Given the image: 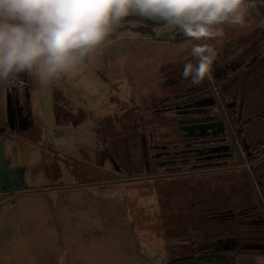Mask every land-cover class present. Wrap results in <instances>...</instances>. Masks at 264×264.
I'll use <instances>...</instances> for the list:
<instances>
[{
    "label": "rangeland",
    "instance_id": "374dc122",
    "mask_svg": "<svg viewBox=\"0 0 264 264\" xmlns=\"http://www.w3.org/2000/svg\"><path fill=\"white\" fill-rule=\"evenodd\" d=\"M248 5L246 2V27L250 29L255 26L256 21L255 18L251 20L249 18L258 15L261 11L264 12V2L257 7H248ZM136 26L138 23L135 20H123L113 28L104 44L71 73L61 75L47 83H41L34 78L32 87L27 91V98L22 93L34 122L30 128L21 130L18 134L32 138L42 143L41 145L45 142L52 154L58 156L62 153L79 161L77 164H72L67 159L62 160L63 175L59 182H62L65 189L69 186L76 187L75 194L80 189L82 193L79 194L87 195L89 199L101 195L112 200V214L108 220H123L118 230L121 234L143 236L145 240L140 241V244L143 243L144 246L142 249L146 253L144 261L146 264H157L159 263L157 260L173 258L170 256L174 255V252L169 253L172 249L176 250L177 255L184 253L187 243L193 242L197 247L211 248L216 244V247L221 248L222 241L220 243L215 241L229 238L233 236L232 234L234 237L241 236L239 232L241 223L245 230L250 229L248 233L244 231L247 235L264 238V232L255 231L258 227L249 225L251 220L248 218L254 217V214L245 216L250 213L247 208L258 204L256 201L258 195L262 197L261 202L264 204V158L253 165L237 164L239 162L236 159H229L227 163L214 168L179 175L164 174L160 167H156L154 169L156 174H161L157 177H154L152 170L147 174L142 172L139 155L134 157L135 164L139 167L132 169L135 172L132 174L125 170L117 171L109 161L104 162L103 170H99L96 166L95 147L102 139L109 142L108 126L112 125L117 129L129 127L128 109L122 107L121 103H129L133 97L143 112L147 105L153 104L155 93L165 94L161 84L166 76L173 75L169 70L174 69L177 63L181 65L184 60H191L190 45L178 30L179 35L173 38L175 29L168 26L161 33H157L154 39L139 40V43L133 38L136 34L131 32ZM243 31L244 29L239 27L225 26L223 41H230L231 37L234 38ZM138 44L139 46H136ZM260 78L261 76L258 75L257 79ZM8 91V86L0 84V121L6 128H8L5 111ZM259 92H255L257 96L252 97V100L263 104ZM61 93L69 96L70 103L84 109L88 114L85 122H81L78 129L61 127L55 122L53 108L55 102L59 101L58 97ZM113 116L117 120L121 117L128 120L109 123L111 120L108 119ZM103 117L108 119L101 120ZM146 117L152 120L149 114ZM140 121L137 124L147 133L149 128L146 129L144 125L152 124L147 120ZM168 121L164 120L163 123L168 124ZM252 128L254 138L264 137V119ZM169 130L162 129L158 137H161V140L169 137L171 134ZM110 131L116 132L112 128ZM251 145L253 146L254 143ZM86 163L103 174L92 176L95 174L93 170L92 174L88 175L79 166ZM239 165H243L244 168ZM72 166H76V172L71 174L72 170L75 171ZM246 169L256 174L253 178L254 184L247 180ZM103 185L106 186L105 190L103 188L100 190L98 187ZM80 200L85 201L83 197ZM194 205L192 210L191 207ZM231 211L234 212L233 218L223 216L220 221L209 220L211 216L215 215L218 218L217 214ZM27 227L28 223L25 220H0V264H32L31 260L36 259L31 247L28 246L29 242L24 239L27 236ZM46 227L49 230L47 242L41 243L44 244L43 249L51 252L50 249L56 246L62 247L63 242L59 236L61 226L57 224V220H50ZM113 227L116 225H110V228ZM53 237L56 239L53 240ZM246 241L240 240L244 244L248 243ZM52 242L55 245H52ZM46 244L49 249L45 248ZM233 258L236 264H264V257L259 258L246 251L237 253Z\"/></svg>",
    "mask_w": 264,
    "mask_h": 264
},
{
    "label": "flooded vegetation",
    "instance_id": "af4514ba",
    "mask_svg": "<svg viewBox=\"0 0 264 264\" xmlns=\"http://www.w3.org/2000/svg\"><path fill=\"white\" fill-rule=\"evenodd\" d=\"M253 16L249 20L255 18V26L240 28L244 31L218 46L211 80L205 79L199 86H194L190 78L182 79L183 64L189 59L170 69L173 75L166 76L161 84L165 94L155 93L153 104L147 105L138 117L139 121L147 120L153 126L144 125L149 128L147 133L137 122L126 121L129 127L120 129L112 126L115 133L108 128L109 142L103 139L98 142L96 163L109 161L117 171L125 170L132 174L135 173L132 169L139 167L134 158L139 155L142 172L153 171L157 177L161 174H156V167H160L164 174L179 175L214 168L229 159L238 162L240 158L258 155L255 152L258 146L264 145V137L254 138L252 126L264 119V103L254 101L252 97L260 91L259 96L264 101V12ZM258 75L261 76L259 80ZM170 89L173 91L169 92ZM18 107L19 122L24 116L30 117L23 99L19 100ZM148 114L152 120L146 117ZM164 120H169V123H163ZM166 128L170 129L171 137L161 140L158 136ZM252 206L247 208L250 213L245 216L254 214L248 219L264 224V212L257 205ZM217 215L218 219L223 216L233 218L234 212ZM244 237H250L246 243L263 241L256 235ZM226 242L233 247L244 246V242L237 239Z\"/></svg>",
    "mask_w": 264,
    "mask_h": 264
},
{
    "label": "crops",
    "instance_id": "0c3cea01",
    "mask_svg": "<svg viewBox=\"0 0 264 264\" xmlns=\"http://www.w3.org/2000/svg\"><path fill=\"white\" fill-rule=\"evenodd\" d=\"M246 2L249 4L248 7H257L264 0H246ZM145 20L154 26L150 28ZM135 21L138 26L134 27L131 32L136 34L133 38L138 42L139 40L154 39L157 33H161L168 27L162 22L148 19ZM137 27L144 28L143 30L146 32H141L140 29L139 32ZM150 30L152 33H149ZM174 31L173 38L179 35L177 30ZM33 82L34 77H27L25 84L17 85L19 89L26 87L27 92ZM12 86H8V90H11ZM22 97L21 93L18 98L24 100ZM66 97L61 93L58 97L59 101L55 102L53 108L55 122L61 127L78 129L81 122H85L88 114L84 109L77 108L70 103L69 96L67 97L69 100ZM134 99L132 97L129 103H121L122 107L128 109L130 120L123 117L117 120L113 116L111 119L107 118L111 120L109 123L126 122L127 120L133 123L139 122L138 117L142 109ZM60 100L61 104H59ZM107 119L103 117L101 120ZM28 120L30 124L26 130L34 122L31 113ZM2 123L0 121V129L3 131V135L0 137V220H25L28 223L27 236L24 239L29 242L28 246L36 256V259L31 260L32 264H146L144 262L146 253L142 249L144 246L143 243L140 244V241L145 240L143 236L127 233H122V235L118 230L121 228L120 223L123 220H108L112 214V200L105 196L101 197V195L98 198L89 199V196L79 194L82 193L80 189L75 194L76 187L69 186L68 189H65L62 182H59L63 175L62 160L67 159L72 164H77L79 163L77 159L64 156L62 153L58 156L52 154L45 142L41 145L42 143L32 138L20 136L18 132L21 130H10ZM111 127L112 125L108 126V128ZM69 137L72 138L71 135ZM79 166L88 175H91L95 169L89 163ZM96 166L99 170H103V164L96 163ZM72 168L75 171L72 170L71 174L76 172V166H72ZM97 174H103V172L95 171L92 176ZM104 187L106 186L98 188L105 190ZM82 197L85 201L80 200ZM194 207L195 205L191 209L193 210ZM50 220H57V224L61 226L59 236L63 242L62 247L56 246L50 249L51 252L44 250V244H41L47 242L49 229L46 225L50 223ZM209 220H218V218L211 216ZM110 225H116V227L112 229ZM55 239L56 237H53V240ZM192 244L195 243H187V249L179 255L176 254L175 249L169 250V253L174 252L170 258L173 257L171 259L176 260L189 256ZM201 247L198 246V248ZM45 248L49 249L48 244L45 245ZM202 248H207V246ZM246 252L259 258L264 257V249H247ZM157 262H159L157 264H166L168 260L164 258L163 261L161 259Z\"/></svg>",
    "mask_w": 264,
    "mask_h": 264
},
{
    "label": "clouds",
    "instance_id": "9594fccd",
    "mask_svg": "<svg viewBox=\"0 0 264 264\" xmlns=\"http://www.w3.org/2000/svg\"><path fill=\"white\" fill-rule=\"evenodd\" d=\"M162 22L188 41L182 79L213 78L225 26H247L246 0H0V84L71 73L125 18Z\"/></svg>",
    "mask_w": 264,
    "mask_h": 264
},
{
    "label": "trees",
    "instance_id": "16d2710c",
    "mask_svg": "<svg viewBox=\"0 0 264 264\" xmlns=\"http://www.w3.org/2000/svg\"><path fill=\"white\" fill-rule=\"evenodd\" d=\"M259 1H262V0H259ZM137 19L142 21V18H139L135 15L128 16L124 20H137ZM146 22H144V23H146ZM147 24L149 25L150 28L154 26V24H152L150 22H147ZM137 29L139 32H140V30H141V32L142 31L146 32L145 30H143L144 28L137 27ZM149 33H152V31L150 30ZM2 135H3V131L0 129V137ZM257 149H258V151L255 153H257L258 155H254V156L249 157L247 159L240 158L238 161L239 162L238 164L250 163L251 165H253L257 160H260L261 158H263L264 157V145L258 146ZM240 167L244 168L243 165ZM246 171L248 173L247 174V176H248L247 180H249V182H252L254 184L255 180L253 178L256 177V174L255 173L252 174V172H250L249 169L248 170L246 169ZM260 186H261V184H260ZM256 201L258 203V204H256L258 206V208L264 212V205L262 204L261 197L259 195L256 197ZM221 219H223V218H221ZM221 219L219 218L218 220L220 221ZM242 224L243 223H241V225H239V229H240L239 232H241L242 237H238V236L234 237V234H232L233 236H230L229 238H223V239H220L219 241L216 240L215 242H217V243H220L222 241V243H221L222 247L221 248L216 247L215 246L216 244L213 245L214 248H211L208 246H207V248H202V247L198 248V247H196L195 244H192V246H191L192 250H191V253L189 254V256L187 255V256H184L181 258H177L176 260L175 259L168 260V262L166 264H236L235 259L233 257H235V255L237 253L241 254V253L245 252L247 249H244L243 246H241V245H237L236 247L229 246V245H227L226 241L230 240V238H233L234 240L237 239L238 241L241 239L250 240V237L249 238L244 237V235H247V233L250 232V229L246 228V230H245V227ZM250 224H253L254 227L257 226L258 229H260V230L257 229L258 231L264 232V224L255 223V222H253V219L251 220V222H249V225ZM244 231H246L247 233H245ZM261 240H263V241H261L259 243H264L263 237Z\"/></svg>",
    "mask_w": 264,
    "mask_h": 264
},
{
    "label": "water",
    "instance_id": "95a60500",
    "mask_svg": "<svg viewBox=\"0 0 264 264\" xmlns=\"http://www.w3.org/2000/svg\"><path fill=\"white\" fill-rule=\"evenodd\" d=\"M26 82H27V77H25L19 83H26ZM18 85L15 84L14 86H12V89L8 91L7 97H6L7 98L6 110H5L6 120H7L6 124L10 130L26 129L30 124L28 120V116H24L22 119V122L18 121L17 109H19L18 105H19V100H20V98L18 97L21 96V93L25 94V97L28 96L26 92V87L20 90ZM223 147L226 148V146H223ZM221 148L222 147H220V149ZM230 239H233V238H230ZM243 248L250 249V250H260V249H264V243H259V242L254 243V244L247 243V244H244Z\"/></svg>",
    "mask_w": 264,
    "mask_h": 264
}]
</instances>
